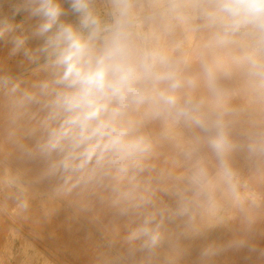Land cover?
<instances>
[{
	"label": "clouds",
	"instance_id": "obj_1",
	"mask_svg": "<svg viewBox=\"0 0 264 264\" xmlns=\"http://www.w3.org/2000/svg\"><path fill=\"white\" fill-rule=\"evenodd\" d=\"M0 203L89 264H264V0H0Z\"/></svg>",
	"mask_w": 264,
	"mask_h": 264
},
{
	"label": "rangeland",
	"instance_id": "obj_2",
	"mask_svg": "<svg viewBox=\"0 0 264 264\" xmlns=\"http://www.w3.org/2000/svg\"><path fill=\"white\" fill-rule=\"evenodd\" d=\"M37 224L20 219L11 205L0 203V264H68L69 252L53 246L52 222L41 224L39 231ZM73 258L85 262V257Z\"/></svg>",
	"mask_w": 264,
	"mask_h": 264
},
{
	"label": "crops",
	"instance_id": "obj_3",
	"mask_svg": "<svg viewBox=\"0 0 264 264\" xmlns=\"http://www.w3.org/2000/svg\"><path fill=\"white\" fill-rule=\"evenodd\" d=\"M30 220L36 221L35 219ZM51 222L52 233L50 235L53 238V246L60 252H69L68 264H83L81 260L74 259L73 254L76 257H85L84 264H89L88 243L73 222L64 216L55 218ZM37 230H43L41 223L37 224Z\"/></svg>",
	"mask_w": 264,
	"mask_h": 264
},
{
	"label": "bare ground",
	"instance_id": "obj_4",
	"mask_svg": "<svg viewBox=\"0 0 264 264\" xmlns=\"http://www.w3.org/2000/svg\"><path fill=\"white\" fill-rule=\"evenodd\" d=\"M5 235V234H4Z\"/></svg>",
	"mask_w": 264,
	"mask_h": 264
}]
</instances>
